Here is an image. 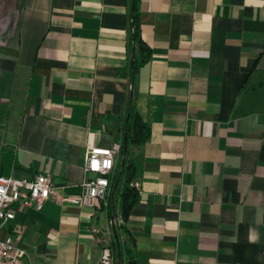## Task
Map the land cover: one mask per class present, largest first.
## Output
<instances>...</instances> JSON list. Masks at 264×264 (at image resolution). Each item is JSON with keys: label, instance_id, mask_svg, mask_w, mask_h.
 <instances>
[{"label": "crops", "instance_id": "1", "mask_svg": "<svg viewBox=\"0 0 264 264\" xmlns=\"http://www.w3.org/2000/svg\"><path fill=\"white\" fill-rule=\"evenodd\" d=\"M138 11L152 56L135 77L151 128L131 147L135 262L264 264V0ZM130 30L129 0H0V175L49 174L57 193L16 206L5 229L24 264H98L93 227L129 243L118 196L99 208L58 197L80 192L88 146L122 143Z\"/></svg>", "mask_w": 264, "mask_h": 264}, {"label": "built area", "instance_id": "2", "mask_svg": "<svg viewBox=\"0 0 264 264\" xmlns=\"http://www.w3.org/2000/svg\"><path fill=\"white\" fill-rule=\"evenodd\" d=\"M121 148L120 141L112 146H88L84 155L85 178L79 184L80 192L65 194L58 200L78 206L101 207L113 192L111 177ZM132 184L140 193L139 182L135 180ZM54 197L57 193L49 174H38L33 179L0 175V264H24L27 255L26 249L5 231L8 224L17 218L16 206L42 209L45 202ZM92 233L103 246L98 264H116L111 241L98 227H93Z\"/></svg>", "mask_w": 264, "mask_h": 264}, {"label": "trees", "instance_id": "3", "mask_svg": "<svg viewBox=\"0 0 264 264\" xmlns=\"http://www.w3.org/2000/svg\"><path fill=\"white\" fill-rule=\"evenodd\" d=\"M138 1L139 0H129L131 54L127 65L121 70V74L129 76L131 87L125 115V133L122 136L121 159L117 162L116 168L111 177L112 191L114 192V196H118L120 200L121 222L119 225H116V230L117 232H119V230L126 232L129 242H122L118 238L117 242H113L112 244L113 249L117 254L119 264H122L125 259L135 261V253L131 247L135 244V241L133 235L126 226V221L131 213V210L140 199L139 191L132 184V182L136 180L138 166L135 160L131 157V147L145 142L151 134L150 125L138 112L135 102L136 74L139 68L147 63L152 56L151 48L146 44L141 36ZM123 159L124 164H122Z\"/></svg>", "mask_w": 264, "mask_h": 264}, {"label": "water", "instance_id": "4", "mask_svg": "<svg viewBox=\"0 0 264 264\" xmlns=\"http://www.w3.org/2000/svg\"><path fill=\"white\" fill-rule=\"evenodd\" d=\"M133 56H134V53H133ZM122 164H124V159L122 160ZM113 196H114V192H112ZM127 264H136V262L134 260H129L127 262Z\"/></svg>", "mask_w": 264, "mask_h": 264}]
</instances>
